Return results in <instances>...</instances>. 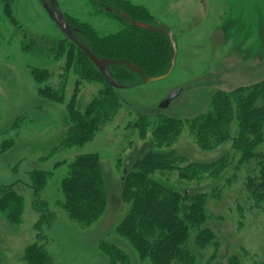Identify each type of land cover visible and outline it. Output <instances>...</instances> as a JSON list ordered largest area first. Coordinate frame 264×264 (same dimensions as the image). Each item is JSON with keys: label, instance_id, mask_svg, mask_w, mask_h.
Listing matches in <instances>:
<instances>
[{"label": "rangeland", "instance_id": "rangeland-1", "mask_svg": "<svg viewBox=\"0 0 264 264\" xmlns=\"http://www.w3.org/2000/svg\"><path fill=\"white\" fill-rule=\"evenodd\" d=\"M128 1L145 7L153 21L144 24L127 19V25L143 24L155 34L172 32L177 47L174 67L159 81L143 80L128 88L118 84L121 89L114 91L120 108L113 119L88 144L60 150L57 147L67 133V105L72 97L75 109L83 111L104 83L79 81L75 60L67 64L72 59L67 53L74 48L50 19L44 7H49L48 0H11L10 16L0 5V187L13 186L23 198L19 226L9 225L0 215V264H25L24 250L37 243L35 226L40 214L32 208L29 174L33 170L50 175L39 199L47 204L54 220L49 227L46 223L40 226L44 239L38 244L44 246L52 264H112L110 252L117 259L123 256L114 264H151L149 259L140 260L117 233L130 209L121 199L122 178L137 161H162L168 167L155 173L156 181L181 193L205 195L203 227L214 239L195 249L194 236H190L185 246L193 252L195 264H264V205L255 206L244 188L247 177L258 171L257 160L240 161V153L233 149L236 121L230 124L227 140L208 150L198 147L186 126V121L209 109L215 93L264 80V0ZM55 4L66 22L87 23L100 37L121 28L113 16H126L120 11H109L110 15L99 11L89 0H55ZM68 25L72 36L74 32L79 36L78 27ZM34 69L47 72L44 83L34 80ZM63 83L62 103L38 94L45 85L57 89ZM177 89L180 94L160 108ZM140 116L179 119L183 127L175 143L157 148L151 135L142 136L134 125ZM254 152L264 154V128L263 141ZM92 153L99 157L106 206L95 223L81 228L69 222L58 205L60 183L69 162ZM225 155L229 161L218 172L191 173L185 179L179 174V168L188 164L212 163Z\"/></svg>", "mask_w": 264, "mask_h": 264}, {"label": "trees", "instance_id": "trees-1", "mask_svg": "<svg viewBox=\"0 0 264 264\" xmlns=\"http://www.w3.org/2000/svg\"><path fill=\"white\" fill-rule=\"evenodd\" d=\"M99 11H120L125 18L113 16L121 28L112 35L100 37L93 27L74 19H67L79 29L73 38L87 48L94 56L103 60L127 62L141 73L128 69L124 64L108 65V74L123 87L139 85L143 77L150 78L164 74L170 63L171 49L167 37L144 31L127 21L151 24L153 19L147 9L131 4L128 0H89ZM4 13L11 15V0H0ZM124 21V22H123ZM83 40L86 41L84 43ZM74 50L67 56L79 81H100L104 85L98 95L83 111L75 109L73 97L67 105L68 129L64 140L57 149L81 147L93 140L120 108L115 91L111 88L97 68L72 42L65 38ZM63 44V43H62ZM61 44V45H62ZM27 46L23 47L26 50ZM59 47V46H58ZM63 51V49H62ZM63 54V53H62ZM31 75L38 84L48 78L46 71L34 69ZM65 84L53 89L48 85L38 89L40 97L62 103ZM233 119L237 123V134L232 139V147L240 153V161L257 160V172L248 176L244 188L255 206L264 205V154H255L254 150L263 141L264 128V80L231 91H219L211 98L209 109L186 121V126L201 150L218 146L229 137V128ZM134 125L143 133L151 135V143L157 148L169 147L175 143L183 122L174 118L158 117L151 120L140 116ZM141 136V137H142ZM228 156L212 163L188 164L179 168L181 178L205 173L206 170L220 171ZM168 167L162 161H137L122 178L121 199L130 204V209L117 227V233L136 251L140 260L149 259L151 264H195L194 254L186 248L191 235L195 249H202L214 239L212 232L203 227L205 215L203 205L205 195H189L162 184L154 179L158 170ZM49 173L33 170L29 174L34 191L33 210L40 214L35 229L37 243L26 247L23 254L25 264H52L44 246L38 244L44 238L40 226L50 225L54 216L48 212L47 204L39 199L46 185ZM62 200L58 202L67 219L81 228H87L102 215L106 206L105 186L97 154L76 156L67 165V172L60 183ZM0 215L11 226H19L23 217V198L13 186L0 187ZM49 227V226H48ZM111 263L117 260L115 252L108 253Z\"/></svg>", "mask_w": 264, "mask_h": 264}, {"label": "water", "instance_id": "water-1", "mask_svg": "<svg viewBox=\"0 0 264 264\" xmlns=\"http://www.w3.org/2000/svg\"><path fill=\"white\" fill-rule=\"evenodd\" d=\"M201 3H203V0H199ZM48 4L49 7H47L46 5H44L45 9L47 10L50 19L54 22V24L57 26V28L65 35L66 39L69 40L70 42H72L79 50H81L83 52V54L89 59V61L97 68V70L99 71V73L103 76L104 80L106 81V83L113 89H121V87L118 85V83L111 78V76L108 74L106 67L108 65H114L117 63H123L122 61H114V60H103L100 59L96 56H94L88 49H86L83 45H81L79 42H77L73 36H72V32L73 30L69 27L68 23L66 22V20L64 19V17L61 15L60 12H58L57 10H55L54 6L55 4V0H48ZM135 26L149 31V32H154L153 29H150L149 27L143 25V24H139V23H134ZM161 33H163L168 40L170 49H171V59H170V63H169V67L167 69V71L160 75V76H156V77H150V78H145L144 77V81L151 83V82H155V81H159L162 80L164 78H166L167 76H169V74L171 73L174 64H175V59H176V55H177V47H176V42L173 39V34L170 30H162L160 31ZM126 65L127 68L135 71V72H139V70L137 68H135L134 66H132L129 63H123ZM181 92V89H177L174 92H172L170 95H168L165 100H163V102L160 104V108H166L169 103L176 98Z\"/></svg>", "mask_w": 264, "mask_h": 264}]
</instances>
